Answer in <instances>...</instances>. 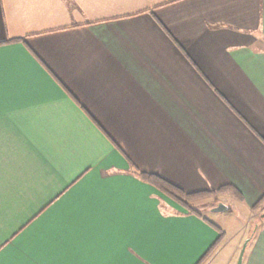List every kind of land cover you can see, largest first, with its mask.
<instances>
[{"label": "crops", "instance_id": "1", "mask_svg": "<svg viewBox=\"0 0 264 264\" xmlns=\"http://www.w3.org/2000/svg\"><path fill=\"white\" fill-rule=\"evenodd\" d=\"M141 172L264 194V0H0V264L213 263Z\"/></svg>", "mask_w": 264, "mask_h": 264}, {"label": "rangeland", "instance_id": "2", "mask_svg": "<svg viewBox=\"0 0 264 264\" xmlns=\"http://www.w3.org/2000/svg\"><path fill=\"white\" fill-rule=\"evenodd\" d=\"M238 200L240 199L237 198V196L233 195V193L225 192V194H215L200 197L193 200L192 202V205L195 208L199 209L206 217L211 219L216 224H219L222 228H224L223 226H225V243L229 241V244H225V249L223 250V252L211 264H236L243 241L246 239V237L249 236L253 228H255L256 230L257 224L260 222V220H264V217L262 216V213L264 212H260V210H258L264 203V200L260 206L253 208L252 206L256 203L255 202L251 206V209H247L242 205L240 206L237 202ZM216 202H222L223 204L227 205V207L230 208L231 211H209L211 207L215 206ZM252 214H256V216L253 217ZM245 222L246 224L244 225ZM241 227L246 231L245 236L241 237L240 235V237L238 236L234 238ZM232 238L234 239L232 240ZM235 242L236 247L234 248V254L236 255V258L232 259V262H230V249L235 244Z\"/></svg>", "mask_w": 264, "mask_h": 264}, {"label": "trees", "instance_id": "3", "mask_svg": "<svg viewBox=\"0 0 264 264\" xmlns=\"http://www.w3.org/2000/svg\"><path fill=\"white\" fill-rule=\"evenodd\" d=\"M139 177L143 179L144 181L152 184L155 186L158 190H160L164 195L181 205L183 208H185L189 213H194L199 217H202L203 219H206L203 217L202 212L195 208L192 205L193 200L209 196V195H215L218 193L223 192H231L233 195L237 196V198H241L240 193L233 187L232 185H222L218 187L217 189H211L207 191H201V192H195V193H187L181 190L179 187L171 184L170 182L166 181L165 179H162L152 173H139ZM264 200V194L256 201V203L252 206L253 208H256L262 204ZM227 211H231L230 208L227 209ZM223 232L219 231V236L213 245H211L205 254V256L202 257V259L197 263L201 264L203 261L214 251V249L219 245L221 240L223 239Z\"/></svg>", "mask_w": 264, "mask_h": 264}, {"label": "water", "instance_id": "4", "mask_svg": "<svg viewBox=\"0 0 264 264\" xmlns=\"http://www.w3.org/2000/svg\"><path fill=\"white\" fill-rule=\"evenodd\" d=\"M227 208H228L227 205L223 204L222 202H216L215 206L211 207V211L224 212V211H227ZM262 216L264 217V213H262ZM254 232H255V228L252 229V231L249 234V236L246 237V239L243 241V244L241 246V249H240L236 264H241L242 263L245 249H246L249 241L251 240V237L253 236Z\"/></svg>", "mask_w": 264, "mask_h": 264}]
</instances>
